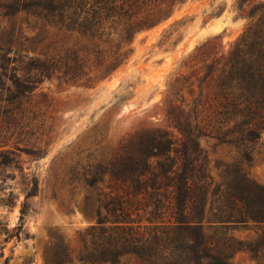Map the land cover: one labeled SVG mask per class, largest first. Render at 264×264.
Returning a JSON list of instances; mask_svg holds the SVG:
<instances>
[{"label": "rangeland", "instance_id": "obj_1", "mask_svg": "<svg viewBox=\"0 0 264 264\" xmlns=\"http://www.w3.org/2000/svg\"><path fill=\"white\" fill-rule=\"evenodd\" d=\"M37 31L20 16L0 13V55L20 56L9 66L19 71L10 70L7 77L0 70L2 85L18 92L10 77L25 73L35 86L10 105L9 92L0 85V110L13 112L0 124V153L10 159L0 163V264H48L49 251L69 243L78 248L80 234L100 220L104 227L113 225L97 191L82 180L71 181V169L82 173L83 167L98 165L100 178L107 179L103 169L122 143L149 128L168 134L174 150L191 134L213 189L221 188L215 197L219 204L241 182L264 189V130L254 142L239 133L227 137L228 130L246 127L238 118L218 114L224 100L215 81L225 63L223 55L228 60L239 50L237 62L254 68L264 59V0H181L171 17L136 32L126 61L106 74L96 69L90 42L76 34L49 28L40 39H19ZM74 50L88 58L90 69L83 67L81 78L67 80L57 69L45 74L34 68L58 63ZM152 161L164 163L165 158ZM33 178L40 189L28 195ZM24 203L28 208L22 217ZM141 225L152 224L144 219ZM262 232L263 224L249 221L219 226L211 234L222 247L229 240L245 247ZM231 254L229 264H264L244 248ZM66 255L70 261L64 264H82L76 251L68 249ZM120 261L143 264L133 255Z\"/></svg>", "mask_w": 264, "mask_h": 264}, {"label": "trees", "instance_id": "obj_2", "mask_svg": "<svg viewBox=\"0 0 264 264\" xmlns=\"http://www.w3.org/2000/svg\"><path fill=\"white\" fill-rule=\"evenodd\" d=\"M180 2L0 0V13L4 17L20 16L28 28L38 30L34 35L23 33L18 36L21 41L40 39L42 32L49 28L87 39L96 69L106 74L126 61L127 47L136 32L171 17ZM238 51L235 50L228 60L222 56L225 63L215 81L221 86L224 101L220 102L217 111L230 120L240 119L246 127L228 130L227 137L239 133L248 142H254L261 137L260 129L264 130V59L257 60L256 68L244 66L237 62ZM19 57L18 53L13 57L0 55L3 75L9 77L8 71H19L16 66L9 67ZM58 61L34 65V68L45 74L57 69L62 73L60 77L67 80L81 78L83 67L90 69L88 58L81 56L80 50L65 54L64 59ZM10 79L18 92L2 85L0 76L1 87L9 92L7 101L10 105L26 97V93L35 87L25 73L12 75ZM12 113L11 110H0V124L3 117H10ZM186 138L183 146L174 150L168 134L149 128L122 143L103 169L104 174H109L107 179L100 178L98 165L89 169L83 167L82 173L77 167L71 169V181L82 180L85 186L97 191V199L113 218V225L104 227L100 220V225L80 234L78 248L73 249L69 243L67 246L61 244L54 252L49 251L48 264L70 261L65 259L68 249L77 252V259L82 264H120L123 255H133L143 264H229L230 251L239 248L264 262V253L259 255L260 248L264 247V189L241 182L234 191H227L224 203L219 204L215 197L221 188L215 186L213 189L214 182L197 141L191 134ZM172 150L173 157L169 154ZM159 156L164 157L165 162L154 164L152 158ZM245 157L251 160L249 152ZM9 162L8 155L0 153V163ZM31 183L27 194L35 195L40 189L39 180L33 178ZM27 208L28 204L24 203L22 217ZM144 219L152 225H141ZM249 221L263 224V232L257 241L245 247L232 240L224 242L222 247L211 234L219 226ZM18 228L21 231L23 224Z\"/></svg>", "mask_w": 264, "mask_h": 264}]
</instances>
